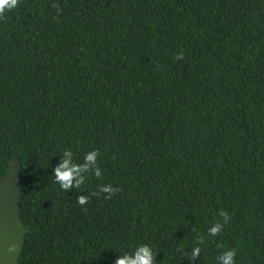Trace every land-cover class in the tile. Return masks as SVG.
<instances>
[{
    "label": "trees",
    "instance_id": "1",
    "mask_svg": "<svg viewBox=\"0 0 264 264\" xmlns=\"http://www.w3.org/2000/svg\"><path fill=\"white\" fill-rule=\"evenodd\" d=\"M93 150L61 189L64 152ZM12 156L17 264L145 245L152 264H264V0H19L0 18V176Z\"/></svg>",
    "mask_w": 264,
    "mask_h": 264
},
{
    "label": "clouds",
    "instance_id": "2",
    "mask_svg": "<svg viewBox=\"0 0 264 264\" xmlns=\"http://www.w3.org/2000/svg\"><path fill=\"white\" fill-rule=\"evenodd\" d=\"M18 2L19 0H0V18H3L6 10L11 11L12 9L16 8ZM175 58L183 59V53H178ZM97 154V150L90 151L85 155L86 163L84 165H70L69 159L71 157V153L65 151L64 155L68 158L64 159L58 166H55L52 170L55 181L60 185L61 189L67 190L73 186L78 188L84 179L82 176H80V173L82 171H87L89 164L95 163V157ZM95 174L99 175L98 170ZM100 190L109 194L106 198H111L113 194L119 191L118 188H114L112 185H103L101 186ZM76 199L80 205H84L88 201V197L85 196H77ZM219 215L223 218L224 223H227L230 219L229 214L224 210H221L219 212ZM222 228L223 225L217 222L209 231L213 236H215ZM14 249L15 245H10L8 250L11 252ZM198 254L199 249H193L192 255L196 256ZM235 255L236 252L234 249H226L224 253L219 257V259L221 260L222 264H235ZM152 262L153 254L145 245L139 247V249L135 252L134 257H129L127 254H125L122 257H118L115 260L114 264H152Z\"/></svg>",
    "mask_w": 264,
    "mask_h": 264
},
{
    "label": "water",
    "instance_id": "3",
    "mask_svg": "<svg viewBox=\"0 0 264 264\" xmlns=\"http://www.w3.org/2000/svg\"><path fill=\"white\" fill-rule=\"evenodd\" d=\"M19 190V159L12 156L0 176V264H17L27 232L19 215ZM10 245H15L11 252Z\"/></svg>",
    "mask_w": 264,
    "mask_h": 264
}]
</instances>
